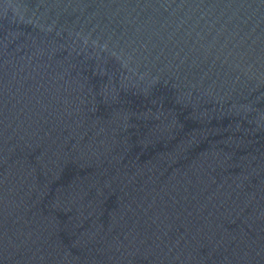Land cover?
<instances>
[{"label": "water", "instance_id": "water-1", "mask_svg": "<svg viewBox=\"0 0 264 264\" xmlns=\"http://www.w3.org/2000/svg\"><path fill=\"white\" fill-rule=\"evenodd\" d=\"M0 264H264V0H0Z\"/></svg>", "mask_w": 264, "mask_h": 264}]
</instances>
